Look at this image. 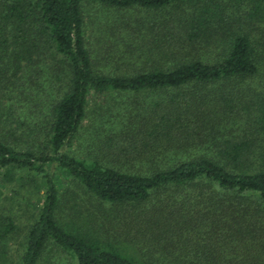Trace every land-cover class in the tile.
Instances as JSON below:
<instances>
[{
	"label": "trees",
	"instance_id": "16d2710c",
	"mask_svg": "<svg viewBox=\"0 0 264 264\" xmlns=\"http://www.w3.org/2000/svg\"><path fill=\"white\" fill-rule=\"evenodd\" d=\"M89 6L159 16L121 20L98 46ZM47 59L60 88L45 100L46 137L28 128L30 144L6 102L28 95L24 71L38 82ZM153 95L142 112L117 101ZM93 100L99 138L75 157ZM23 173L44 193L18 264L48 248L77 264H264V0H0V183ZM62 177L113 232L58 218ZM15 231L0 211V264Z\"/></svg>",
	"mask_w": 264,
	"mask_h": 264
},
{
	"label": "rangeland",
	"instance_id": "374dc122",
	"mask_svg": "<svg viewBox=\"0 0 264 264\" xmlns=\"http://www.w3.org/2000/svg\"><path fill=\"white\" fill-rule=\"evenodd\" d=\"M85 13L87 14L86 18L88 22L93 25V28H88V36H90L94 42L97 34L99 41L98 46H104V43H108L109 45V42H114L115 37L110 29L114 24L118 25L121 20L122 22L136 23L138 19L146 20L155 17L158 18L159 16L140 9L124 11L99 8L98 6H89L88 9L86 8ZM119 49L122 50L123 48ZM103 51L106 52L105 47H103V49H98L99 54H102ZM112 51H117V48ZM113 61L116 63L115 60ZM57 71L58 65H55V61H51L50 59L44 60L43 71H41L39 81L32 83L33 80L28 79L31 69H26L24 71V77L21 81L22 84L20 88L23 89L22 92H27L28 95L23 98L18 91L14 90L12 96H16V98L12 101L6 102L8 105L13 106L17 119H21L27 123V127L22 131L25 133L22 137L26 139L27 142H30L27 138V133L29 129L33 130L34 126H37L38 129L43 131L38 133L40 135V137L37 138L38 141L41 140V138L44 139L46 137L45 135L48 133V118L46 116V112H48V103H46L45 100L47 101V99H51V97L54 99L56 91L60 88L59 83L55 82V75L59 74L56 73ZM35 94L38 96V101L41 103L42 107L35 108L33 103ZM156 97L161 96L129 97L118 99L117 101L118 103L124 101L128 106L132 103L138 104L137 106L133 105L130 108L137 109L138 107L142 112L144 107L150 102L155 101V99H160ZM97 104H101L100 100H93L90 107H88L89 116L85 122L84 129L80 133L78 141H76L68 150L70 155L84 158L92 152V148L97 142V138H99L97 137L93 126L96 120H99L98 117L100 116V113H94ZM44 110L46 112H44ZM104 113H107V111H104L101 114ZM108 118L109 115L104 114L103 119L105 120ZM12 128L16 129V134L18 133L21 135L22 132L18 130L16 126H13ZM104 132L106 133V131ZM25 143L26 142H24V144ZM36 145L37 144H35V146ZM21 176L23 179L22 182L16 181L9 184L0 183V211L10 215L14 219L16 226V231L10 234L5 241L7 247V264L19 263L25 242L26 231L30 224H32L34 217L38 212V208L40 207V203L37 205V201L44 193V189L41 187L40 193H37L36 190L38 189L36 188V185L32 183L31 174L27 175L23 173ZM36 179V184L40 186L41 180H39V178ZM60 184L58 218H60L61 221L74 222L75 224H80L84 227H87L89 222H92V225L90 224V226L95 229L101 226V228H105L108 233L114 231L113 222L110 223L109 218L103 212L99 211L96 200L90 197L89 194H86L75 182H73L72 179L62 177ZM116 229L118 230L119 228L116 227ZM40 264L77 263L70 255L64 254L55 248H48L44 260L41 261Z\"/></svg>",
	"mask_w": 264,
	"mask_h": 264
}]
</instances>
